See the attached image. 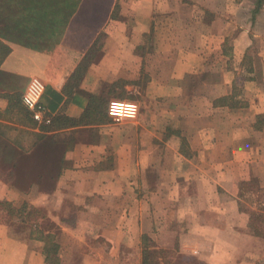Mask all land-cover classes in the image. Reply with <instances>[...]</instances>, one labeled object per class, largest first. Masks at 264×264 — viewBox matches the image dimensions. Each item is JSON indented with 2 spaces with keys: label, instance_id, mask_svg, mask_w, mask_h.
<instances>
[{
  "label": "crops",
  "instance_id": "obj_1",
  "mask_svg": "<svg viewBox=\"0 0 264 264\" xmlns=\"http://www.w3.org/2000/svg\"><path fill=\"white\" fill-rule=\"evenodd\" d=\"M251 184L264 0H0V264H264Z\"/></svg>",
  "mask_w": 264,
  "mask_h": 264
},
{
  "label": "built area",
  "instance_id": "obj_2",
  "mask_svg": "<svg viewBox=\"0 0 264 264\" xmlns=\"http://www.w3.org/2000/svg\"><path fill=\"white\" fill-rule=\"evenodd\" d=\"M44 91V83L37 77L31 78L23 93L22 104L31 113L35 121L48 123L49 119L44 118V109L40 102ZM137 115L138 105L136 103L121 102L113 116V120L117 123L122 121H133L137 118Z\"/></svg>",
  "mask_w": 264,
  "mask_h": 264
},
{
  "label": "rangeland",
  "instance_id": "obj_3",
  "mask_svg": "<svg viewBox=\"0 0 264 264\" xmlns=\"http://www.w3.org/2000/svg\"><path fill=\"white\" fill-rule=\"evenodd\" d=\"M238 91H239V93L241 92V90H238ZM154 92L159 94V91L157 89H153L152 90V95H154ZM121 102H129V101H121ZM133 103H136L138 105L137 118L135 120H133V121H126L125 123H124V121H122L124 124H126L128 122L129 123H131V122L133 123V122L137 121L138 116H139V114L141 112H148V113L151 112V113H153L154 111L155 112H159L160 111L158 104H145L144 105V104H138L137 102H133ZM176 123L177 122H174L173 125L175 126ZM254 185H256V184H254ZM254 185L251 184V188H249V190H251L252 193H254V194L257 193L256 196H259V199H258L259 203L254 204V203L251 202L250 206L248 205V207L244 208V211H246L248 213V215H250L249 213L252 212V216L258 217V219H255L252 224H253V226H255L259 231H261L264 234V190L263 189H261V190L258 189L257 192L255 193V189H254L255 186ZM246 196L251 198L250 194H247ZM1 213L2 212L0 210V214ZM254 237H256V236H254ZM256 238H258V240L260 242H262V245L260 244L257 247H258V249H261V250H259V253L264 256V237H256ZM257 264H259V263H257Z\"/></svg>",
  "mask_w": 264,
  "mask_h": 264
},
{
  "label": "trees",
  "instance_id": "obj_4",
  "mask_svg": "<svg viewBox=\"0 0 264 264\" xmlns=\"http://www.w3.org/2000/svg\"><path fill=\"white\" fill-rule=\"evenodd\" d=\"M235 95H239L238 90L235 91ZM0 210L2 212L1 215H3L1 217L2 219H0V221H2V222H8L15 217L16 211L11 207V205L9 203H7L5 201H0ZM249 214H250L249 215V221L251 222L250 227L253 228V236L264 237V234L261 231H259L255 226H253V224H252L255 219H258V217L252 216V212H250Z\"/></svg>",
  "mask_w": 264,
  "mask_h": 264
}]
</instances>
